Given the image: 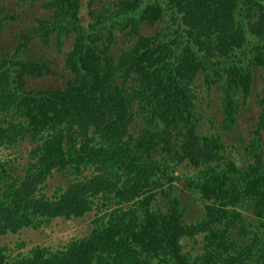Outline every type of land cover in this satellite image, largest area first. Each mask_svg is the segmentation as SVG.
<instances>
[{"label":"trees","instance_id":"obj_1","mask_svg":"<svg viewBox=\"0 0 264 264\" xmlns=\"http://www.w3.org/2000/svg\"><path fill=\"white\" fill-rule=\"evenodd\" d=\"M42 4L51 19L37 17L13 53L0 41V147L34 143L18 169L0 157V236L98 212L57 247L0 245V264H264V85L251 125L240 121L264 74V1L114 0L87 27L81 0ZM33 39L64 54L62 86L28 87L53 71L22 55ZM215 87L217 116L199 94ZM55 172L65 181L48 194ZM174 180L202 197L199 217L185 218Z\"/></svg>","mask_w":264,"mask_h":264},{"label":"rangeland","instance_id":"obj_2","mask_svg":"<svg viewBox=\"0 0 264 264\" xmlns=\"http://www.w3.org/2000/svg\"><path fill=\"white\" fill-rule=\"evenodd\" d=\"M42 1L43 0H38L34 4H31L30 1L25 2V0H0V41L2 42V47L5 52L13 53L17 45L19 34L26 31V29L31 27L33 24H38L37 17L48 18L47 16L50 11L44 8ZM113 1L114 0H101L99 2L94 1V3L89 6V0H81L79 15L82 18L84 26L87 27L88 23L94 20V17H92L90 12L91 10H101L104 6L113 3ZM109 26L110 25H106V27ZM156 29V27L148 26L146 24L144 31L151 33ZM120 40L121 42L117 43V46H125L123 43V41H126L125 37H120ZM68 47L69 42L67 41L66 45L63 46V49L67 50L69 49ZM25 52L26 53H23L22 55L34 54L38 59L48 60L51 64V67L53 68L52 73L44 76L43 78L28 79V87L30 89H47L63 85L67 75L64 70V54L59 51L54 44L50 45L46 49L45 47L41 46V44L38 42V39H33L28 44ZM263 76L264 74H261L260 70L257 69L255 73L254 89L249 98L248 104L246 105L247 107H250V109L248 110L247 115H243L244 118L248 120H244L243 118L240 119L241 125L243 127L251 125L253 118L258 114L259 107L257 104V99L258 95H261L263 92ZM199 94L200 99L205 97L211 98V101H209L210 107H208L207 111L209 114L217 116L220 112L218 108L220 101V90L217 87L212 88V90L209 92L204 89ZM207 103L208 102L205 100L203 107H206ZM152 129L155 130V127H152ZM133 132L136 134L138 129L134 130ZM20 142L21 143L18 146L10 148L0 147V157L2 159H13L12 164L16 169H18L19 166L26 165L29 162V151L34 146V143H32L29 139H24ZM229 143H231V141H229ZM239 146L240 145H237L236 147ZM159 151L160 147L158 144L156 147L151 149V156L160 157V155L157 154ZM238 151L234 155L239 163H241V155L238 154ZM168 161H170L168 160V155H164V159L161 161L162 164L166 166ZM169 163L171 164V162ZM175 169H177L175 173L182 175L184 178L192 175V172H190L191 167H189L186 163L178 165ZM89 172L90 171H87V173ZM64 181V173L55 172L46 180L47 186L43 189V191L51 194L55 191L56 186L63 184L62 182ZM174 185V191L180 197L182 203L188 201L190 204V208L185 215V218L199 217L204 207V200L202 197L195 193L191 187H184V182L182 181L179 182L174 180ZM162 201L164 200L160 197L158 203ZM164 204L165 203L160 204V208L163 210L166 209ZM103 211H105V209ZM97 212L98 209H94L85 217L80 218L57 217L49 224L39 228H24L18 233L8 232L0 236V245L15 247V243L23 239L27 244L25 247L26 251L36 244L52 245L57 247L60 244H65L71 237L75 235L81 236L85 233H88L91 230V220L94 218V215ZM244 212L247 213V211ZM248 214L250 215V212ZM199 239H201V237ZM184 241L186 243L188 242V247H190L189 241H187V239ZM13 251H17V249L14 248Z\"/></svg>","mask_w":264,"mask_h":264}]
</instances>
